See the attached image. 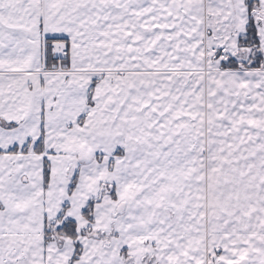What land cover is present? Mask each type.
Returning a JSON list of instances; mask_svg holds the SVG:
<instances>
[{
    "label": "snow or ice",
    "instance_id": "6c2138e0",
    "mask_svg": "<svg viewBox=\"0 0 264 264\" xmlns=\"http://www.w3.org/2000/svg\"><path fill=\"white\" fill-rule=\"evenodd\" d=\"M0 264H264V0H0Z\"/></svg>",
    "mask_w": 264,
    "mask_h": 264
}]
</instances>
